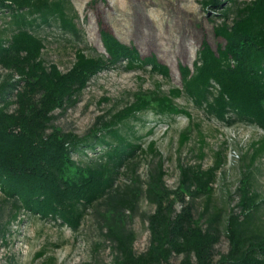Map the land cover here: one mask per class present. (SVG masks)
<instances>
[{"label":"trees","instance_id":"obj_1","mask_svg":"<svg viewBox=\"0 0 264 264\" xmlns=\"http://www.w3.org/2000/svg\"><path fill=\"white\" fill-rule=\"evenodd\" d=\"M236 3L202 0L206 11L223 18L213 30L223 44L214 51L201 43L192 70L179 66L180 88L167 94H135L131 104L105 121L106 116L100 117L90 132L79 137L56 127L54 113L73 106L92 78L122 63L126 71L148 68L164 79L168 68L153 55L141 58L134 47L100 29L105 55L89 56L77 49L70 69L61 72L42 59L44 40L36 31L56 26L79 38L69 0H0V13L6 18L0 29V195L11 203L12 220L23 212L76 232L87 210L113 194L118 199H107L100 215L104 238L111 243L112 264H170L173 257H181L179 264H264L260 218L264 198L254 188L250 170L264 152V136L253 144L257 147L250 167L239 181L238 212L231 210L223 219L221 210L212 206L219 159L206 171L200 166L180 167L177 193L166 188L161 163L150 172L144 191L134 172L132 187L125 189L128 196L113 190L119 170L130 165L137 152L158 156L153 141L141 148L133 121H140L138 116L146 111L188 116L174 104L182 96L208 118L228 127L255 126L264 134V0L245 3L226 23ZM187 141L183 134L180 148ZM97 149L103 152L94 160L74 159L75 155L87 159L86 152ZM142 192L154 212L147 216L148 247L136 254L135 234L125 228L121 210H133ZM200 196L204 210L197 218L191 202L176 212L175 205ZM5 235L6 227L0 225V243ZM220 236L228 245L224 254L215 251Z\"/></svg>","mask_w":264,"mask_h":264},{"label":"rangeland","instance_id":"obj_2","mask_svg":"<svg viewBox=\"0 0 264 264\" xmlns=\"http://www.w3.org/2000/svg\"><path fill=\"white\" fill-rule=\"evenodd\" d=\"M253 0H237L231 6L226 23H230L245 3ZM202 0H69L74 23L80 32L76 38L63 33L58 27H43L36 34L44 40L42 59L47 65L54 64L61 72L70 69L77 49L89 56L105 55L100 42L99 30L111 33L120 43L134 47L141 58L153 55L169 70L164 79L142 70L126 71L124 63L106 70L88 83L76 98L73 106L65 111H56L54 125L66 133L79 137L90 132L100 117L116 113L134 101V95L151 92L167 94L180 88L179 66L192 70V64L202 42L216 50L222 40L214 36L213 30L223 22L201 6ZM225 5V4H224ZM223 5V6H224ZM220 13V12H215ZM6 18L0 13V29ZM0 73L3 72L0 70ZM178 109L187 115L158 116L146 111L134 122L136 135L142 149L153 141L158 156L136 153L130 165L119 170L113 190L116 195L128 196L126 188L132 187L134 172L140 181L142 191L150 172L161 163L165 174L166 188L177 193L180 167H197L206 171L221 160L215 172L213 208L221 210L223 219L229 211L237 213V189L242 174L253 156L257 144L264 136L255 126L234 124L226 126L195 109L184 97L174 100ZM149 131L150 134L148 133ZM185 134L188 141L180 148L179 142ZM87 151L86 158L74 156L84 162L98 158L100 151ZM254 188L264 198V152L251 163ZM107 199H118L111 194L101 200L86 215L78 229L73 232L52 222L41 221L35 216L20 212L14 221L12 206L0 195V225L6 227L3 243H0V264H112L111 243L104 238L106 229L100 216L106 210ZM186 204L175 205L176 212L192 204L195 218L204 210L202 196ZM125 228L135 234L133 250L143 253L149 244L147 216L154 212L142 192L133 210L122 208ZM212 209V208H211ZM264 222V211L260 215ZM221 227H219V230ZM227 241L220 236L215 246L217 254L227 251ZM181 257H173L170 264H179Z\"/></svg>","mask_w":264,"mask_h":264}]
</instances>
